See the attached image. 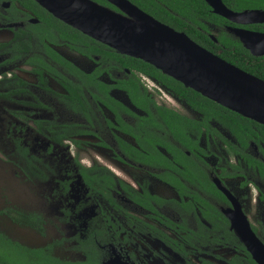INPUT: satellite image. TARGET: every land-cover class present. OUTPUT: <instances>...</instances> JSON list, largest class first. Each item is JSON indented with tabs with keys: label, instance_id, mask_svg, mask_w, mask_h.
I'll return each mask as SVG.
<instances>
[{
	"label": "flooded vegetation",
	"instance_id": "1",
	"mask_svg": "<svg viewBox=\"0 0 264 264\" xmlns=\"http://www.w3.org/2000/svg\"><path fill=\"white\" fill-rule=\"evenodd\" d=\"M129 1L156 18L147 0ZM202 22L215 44L219 30L244 48L234 29L264 34V22ZM66 25L35 0H0V152L27 181L53 182L45 198L73 245L66 260L56 243L35 249L69 264H260L231 216L240 213L264 246V142L212 113L218 107L199 109L178 80ZM71 143L88 145L94 161L70 155Z\"/></svg>",
	"mask_w": 264,
	"mask_h": 264
},
{
	"label": "water",
	"instance_id": "2",
	"mask_svg": "<svg viewBox=\"0 0 264 264\" xmlns=\"http://www.w3.org/2000/svg\"><path fill=\"white\" fill-rule=\"evenodd\" d=\"M54 17L120 54L147 62L202 96L264 125V80L245 72L157 20L129 0H108L138 25L93 0H35ZM215 14L234 23L264 22V10L234 11L222 0H205ZM254 55L264 54V34L234 29ZM232 225L254 258L264 264V246L239 213Z\"/></svg>",
	"mask_w": 264,
	"mask_h": 264
},
{
	"label": "rangeland",
	"instance_id": "3",
	"mask_svg": "<svg viewBox=\"0 0 264 264\" xmlns=\"http://www.w3.org/2000/svg\"><path fill=\"white\" fill-rule=\"evenodd\" d=\"M211 33L212 36L216 35L215 27H212ZM1 135L0 133V148L5 149ZM87 146L82 149L81 146L71 143L70 155L84 159L85 163L94 161L93 151ZM5 156L6 154L0 152V252L34 264V254L27 253L22 247L41 248L56 243V256L66 260L69 246L71 252L73 245L63 243L66 241L64 230L58 227L57 220L54 219L56 204L53 199L45 198L53 182L45 185L37 181H27L21 176L20 170L10 163L8 156L7 160ZM101 156L103 160L109 161L107 155ZM35 256L44 261L49 260V263L53 260L43 252H40V256Z\"/></svg>",
	"mask_w": 264,
	"mask_h": 264
},
{
	"label": "trees",
	"instance_id": "4",
	"mask_svg": "<svg viewBox=\"0 0 264 264\" xmlns=\"http://www.w3.org/2000/svg\"><path fill=\"white\" fill-rule=\"evenodd\" d=\"M148 4H152L155 7H152L149 12H151L156 19L162 21L163 23L173 27L176 30L183 31L188 34L192 39L196 41V43L202 45L203 47L212 50L210 47L214 45L216 48L222 49L221 56L230 61L232 64H235L241 68H249L252 67V73L260 76L264 79V56L261 57H253L249 51L243 47V45L235 38H232L223 30H219L217 35L218 44H215L210 37L207 35L206 26L203 24L202 20H208L211 23L222 27L225 23H230L224 17L215 14L212 12L211 7L204 0H147ZM160 1L164 3L168 9H163L162 6L157 2ZM224 4L234 10V11H242L244 9H253V8H261L264 9V0H222ZM189 21H191L189 23ZM67 26V25H66ZM69 30L73 31L77 35L83 37L85 41H93L98 44L100 47L105 48L99 42H95L90 39L88 36L82 34L81 32L67 26ZM235 51L236 53H240L239 55H232L228 52ZM214 51V50H213ZM118 55V54H117ZM250 58L252 62L245 63L241 58ZM239 58V61L235 59ZM133 67L141 68L145 71H149L151 73H155L156 75L162 76L164 78L169 79L168 76L162 75L159 70H157L154 66L149 63H145L139 59L128 58ZM174 81V85H176V89L181 93H192L196 102L194 103L199 109H205V103L207 105L218 107L217 111L213 108L212 113L221 114V112H225L228 116L229 120L232 121V124L237 125V129L244 132L246 136H249L250 139H254L256 142L259 140L264 142V125L260 124L250 118L242 116L235 111H232L218 103H215L208 99L207 97L202 96L200 93L194 91L191 88L185 87L182 83L178 81ZM140 95V94H138ZM136 91L134 93L133 98H144L137 97ZM142 96V95H141ZM221 110V111H220ZM235 127V128H236ZM254 129H258L259 131H255ZM235 132H238L235 130ZM240 136V132L237 133ZM29 254H34V264H69L67 262H60L55 260L54 262L49 263V260H41L42 258L36 257L40 256V249H25ZM9 253V252H8ZM38 260V261H36ZM0 264H29L24 260H19L18 258L12 257L10 254H2L0 252ZM33 264V263H31Z\"/></svg>",
	"mask_w": 264,
	"mask_h": 264
},
{
	"label": "bare ground",
	"instance_id": "5",
	"mask_svg": "<svg viewBox=\"0 0 264 264\" xmlns=\"http://www.w3.org/2000/svg\"><path fill=\"white\" fill-rule=\"evenodd\" d=\"M123 16H126L127 18L133 20V22L136 23V24H138V25H142V26H144V25L140 22V20L137 19V18H135V17H132V16H130V15H128V14H123Z\"/></svg>",
	"mask_w": 264,
	"mask_h": 264
}]
</instances>
